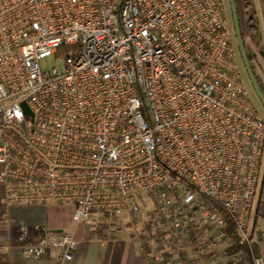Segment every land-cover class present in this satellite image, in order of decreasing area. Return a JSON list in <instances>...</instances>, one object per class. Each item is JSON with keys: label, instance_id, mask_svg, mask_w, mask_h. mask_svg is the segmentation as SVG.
Here are the masks:
<instances>
[{"label": "built area", "instance_id": "built-area-1", "mask_svg": "<svg viewBox=\"0 0 264 264\" xmlns=\"http://www.w3.org/2000/svg\"><path fill=\"white\" fill-rule=\"evenodd\" d=\"M49 57L62 69H43ZM0 129L7 204L69 203L74 223L91 225L137 212L135 197L157 192L173 236L154 260L226 256L232 243L212 202L239 244L258 246L249 225L264 197V117L228 0H0ZM74 234L39 246L59 249L55 264H65Z\"/></svg>", "mask_w": 264, "mask_h": 264}, {"label": "crops", "instance_id": "crops-1", "mask_svg": "<svg viewBox=\"0 0 264 264\" xmlns=\"http://www.w3.org/2000/svg\"><path fill=\"white\" fill-rule=\"evenodd\" d=\"M259 20L261 40L258 47L250 43L255 69L264 84V0H254ZM72 204L10 205L4 201V189L0 185V264H55L59 249L41 248L47 234L74 232L77 243L72 259L65 264H156L145 255L140 240L135 235L104 238L90 225H76L72 219ZM249 228L259 238L258 258L264 263V197L255 201ZM210 245V243L208 244ZM206 244V246H208ZM206 256L208 262L228 264L229 256L217 259ZM194 259L193 249L184 254ZM225 262V263H224ZM164 263H166L164 261ZM212 264V262L208 263Z\"/></svg>", "mask_w": 264, "mask_h": 264}, {"label": "rangeland", "instance_id": "rangeland-1", "mask_svg": "<svg viewBox=\"0 0 264 264\" xmlns=\"http://www.w3.org/2000/svg\"><path fill=\"white\" fill-rule=\"evenodd\" d=\"M238 16L241 25L244 27V13L240 0H236ZM41 67L45 70H50L54 67L62 69L61 60H55L52 57L46 58L41 62ZM257 106L264 117V111L256 101ZM0 129V142H1ZM139 206L137 212L123 211L117 215H97L91 221L90 227L93 230H99L100 235L104 238L121 237L123 235H136L141 242L145 255L149 260H154L155 256H164L170 252V241L173 232L168 224V220L160 213L158 208L162 205L161 198L158 197L157 192L142 193L135 197ZM208 228H202L198 232L199 237L207 238ZM208 249V247H205ZM220 248H225V245ZM217 253L218 259L223 251L220 249ZM223 257V256H221ZM156 264H173V262H166L164 260H155ZM212 264L218 263L216 260L209 261ZM225 263V262H224Z\"/></svg>", "mask_w": 264, "mask_h": 264}, {"label": "trees", "instance_id": "trees-1", "mask_svg": "<svg viewBox=\"0 0 264 264\" xmlns=\"http://www.w3.org/2000/svg\"><path fill=\"white\" fill-rule=\"evenodd\" d=\"M240 1L242 4L243 13H244V27L241 25V21L239 18V24H240L243 44L245 46L246 54L251 64L253 73L258 81V84L261 90L264 93V84L262 83L255 69L254 58H253L252 50L249 45L251 43L254 47H258L260 40H261L259 20H258L257 13L255 10L254 0H240ZM256 101L258 102L257 99ZM212 205L222 215L225 226H226V234L232 243L230 246L224 249V251L226 252V255L232 256V255L241 254L244 258L245 264H254L255 260L258 258L257 249L254 246H249L246 243L239 244L238 243L239 235L237 233V230H236V227L234 225L232 218L229 216V214L225 211V209L220 204L216 202H212Z\"/></svg>", "mask_w": 264, "mask_h": 264}, {"label": "water", "instance_id": "water-1", "mask_svg": "<svg viewBox=\"0 0 264 264\" xmlns=\"http://www.w3.org/2000/svg\"><path fill=\"white\" fill-rule=\"evenodd\" d=\"M228 4H229L230 15H231L232 28H233L234 36L236 39L237 49L239 52L242 66L244 68L248 83L256 99L258 100L260 106L262 107L264 111V93L258 84V81L253 73L251 64L246 54L245 46L243 44V40L241 36L236 0H228ZM22 107L24 109V113L28 116H31L29 109L24 104H22Z\"/></svg>", "mask_w": 264, "mask_h": 264}, {"label": "flooded vegetation", "instance_id": "flooded-vegetation-1", "mask_svg": "<svg viewBox=\"0 0 264 264\" xmlns=\"http://www.w3.org/2000/svg\"><path fill=\"white\" fill-rule=\"evenodd\" d=\"M250 45V44H249Z\"/></svg>", "mask_w": 264, "mask_h": 264}]
</instances>
